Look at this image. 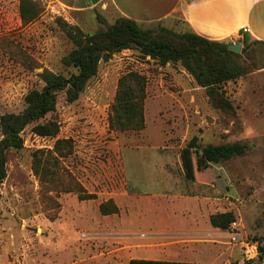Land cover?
I'll return each instance as SVG.
<instances>
[{
    "label": "rangeland",
    "instance_id": "obj_1",
    "mask_svg": "<svg viewBox=\"0 0 264 264\" xmlns=\"http://www.w3.org/2000/svg\"><path fill=\"white\" fill-rule=\"evenodd\" d=\"M36 1L43 12L25 25L20 0H0V114L22 112L28 92L42 90L44 71H73L63 60L74 44L59 19L96 33L104 29L98 15L110 25L119 18L111 6L76 12ZM160 27L188 32L178 17L153 29ZM225 43L242 46L239 60L249 71L220 90L232 108L214 106L180 63L161 66L136 50L101 62L76 102L61 93L45 119L60 124L59 134L41 137L31 125L22 133L24 147L8 153L0 182V264H129L133 258L264 264V257L244 262L232 241L264 242V45L242 52V42ZM129 71L148 79L145 128L116 132L109 112ZM194 137L201 146L241 142L250 150L193 180L182 151ZM58 140L72 141L71 154L58 156ZM79 186L96 199L80 200ZM108 201L117 214H101ZM220 213L236 217L227 231L210 224Z\"/></svg>",
    "mask_w": 264,
    "mask_h": 264
},
{
    "label": "trees",
    "instance_id": "obj_2",
    "mask_svg": "<svg viewBox=\"0 0 264 264\" xmlns=\"http://www.w3.org/2000/svg\"><path fill=\"white\" fill-rule=\"evenodd\" d=\"M20 18L27 25L36 21L43 12L36 0H20ZM104 29L96 33H85L79 27L71 26L59 19V24L73 42L74 48L64 58L66 67L72 69L68 76L44 71L42 90L33 89L25 97L26 108L20 113L0 114V182L7 178V161L10 150L24 147L22 133L32 125V132L41 137H56L60 124L46 120L57 108L59 95L66 94L68 103L76 102L88 83L99 72L101 62L111 60L124 50H136L144 58H151L161 66L180 63L194 78L198 86L207 88L212 104L218 108H232L222 96V88L228 82L245 76L249 71L240 62L241 54L229 50L221 41H211L192 31L176 33L170 29H145L137 21L119 17L110 25L97 16ZM242 52L252 45H264L247 35L242 41ZM148 79L145 75L129 71L118 81L114 102L111 105L109 129L118 132L140 131L145 128V102ZM43 121V122H41ZM55 148L59 157L72 152L71 140H58ZM250 150L247 143L201 146L194 137L182 151V160L187 178L195 179L196 173L208 169L212 164L227 162L245 156ZM80 200H94L95 194L85 193L79 186ZM102 215H112L119 208L112 201L101 203ZM236 222L232 213H220L210 217L213 228L227 231ZM264 257V247L261 249ZM129 264H197L163 260L132 259ZM202 264V263H199Z\"/></svg>",
    "mask_w": 264,
    "mask_h": 264
},
{
    "label": "crops",
    "instance_id": "obj_3",
    "mask_svg": "<svg viewBox=\"0 0 264 264\" xmlns=\"http://www.w3.org/2000/svg\"><path fill=\"white\" fill-rule=\"evenodd\" d=\"M53 1L64 9L76 12L98 9L104 13L107 7L111 6L119 17L133 19L145 29H153L178 17L183 21L188 31L211 41L241 43L244 36L247 35L264 43V0ZM243 29H247V32L244 33ZM173 262L202 263L198 261Z\"/></svg>",
    "mask_w": 264,
    "mask_h": 264
},
{
    "label": "built area",
    "instance_id": "obj_4",
    "mask_svg": "<svg viewBox=\"0 0 264 264\" xmlns=\"http://www.w3.org/2000/svg\"><path fill=\"white\" fill-rule=\"evenodd\" d=\"M243 32L246 33L247 29H243ZM232 241L234 244L240 245L244 262L252 263L261 259V249L264 246V242L258 240H246L238 236H233Z\"/></svg>",
    "mask_w": 264,
    "mask_h": 264
},
{
    "label": "water",
    "instance_id": "obj_5",
    "mask_svg": "<svg viewBox=\"0 0 264 264\" xmlns=\"http://www.w3.org/2000/svg\"><path fill=\"white\" fill-rule=\"evenodd\" d=\"M229 50L233 51V52H236V53H240L241 52V48L242 46L240 44H232V45H229Z\"/></svg>",
    "mask_w": 264,
    "mask_h": 264
}]
</instances>
